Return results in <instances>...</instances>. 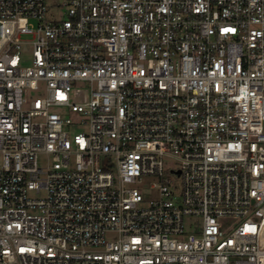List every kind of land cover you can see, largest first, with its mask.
I'll return each instance as SVG.
<instances>
[{
  "label": "built area",
  "instance_id": "1",
  "mask_svg": "<svg viewBox=\"0 0 264 264\" xmlns=\"http://www.w3.org/2000/svg\"><path fill=\"white\" fill-rule=\"evenodd\" d=\"M0 264H264V0H0Z\"/></svg>",
  "mask_w": 264,
  "mask_h": 264
},
{
  "label": "rangeland",
  "instance_id": "2",
  "mask_svg": "<svg viewBox=\"0 0 264 264\" xmlns=\"http://www.w3.org/2000/svg\"><path fill=\"white\" fill-rule=\"evenodd\" d=\"M47 1H48V5H51V4H54V3H61L63 0H47ZM71 130L75 131V130H77V128L76 127H72ZM38 162H39L40 165H42L44 163L43 156H40L39 157ZM156 196L157 195L154 192H146L144 194V200L145 201H148L150 199L155 198Z\"/></svg>",
  "mask_w": 264,
  "mask_h": 264
}]
</instances>
